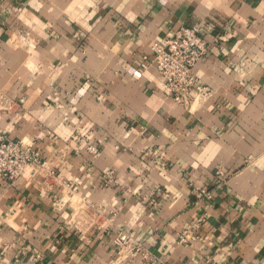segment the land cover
<instances>
[{"label":"crops","instance_id":"crops-1","mask_svg":"<svg viewBox=\"0 0 264 264\" xmlns=\"http://www.w3.org/2000/svg\"><path fill=\"white\" fill-rule=\"evenodd\" d=\"M192 27L185 107L144 58ZM0 136L45 164L0 178V264H264V0H0Z\"/></svg>","mask_w":264,"mask_h":264},{"label":"built area","instance_id":"built-area-1","mask_svg":"<svg viewBox=\"0 0 264 264\" xmlns=\"http://www.w3.org/2000/svg\"><path fill=\"white\" fill-rule=\"evenodd\" d=\"M209 51L208 42L201 37L199 27L181 28L172 36L166 37L161 44L152 48V59L144 58L158 72L162 79L165 95L175 104L187 107L195 99L200 100L210 95V90L199 84L194 70L197 64L206 57ZM92 154H99V149L90 147ZM40 154L33 152L23 142H14L0 136V178L15 183L23 178L29 168H41ZM163 167V166H162ZM104 179L109 183H117L113 172H106ZM94 214L101 216L104 210L90 206ZM93 221V219H91ZM206 223V216L202 215L192 226L198 230ZM189 231L181 234L180 243L188 241ZM116 246L124 253L142 254L145 259L148 255L139 246L132 247L131 238L122 233L115 238Z\"/></svg>","mask_w":264,"mask_h":264}]
</instances>
